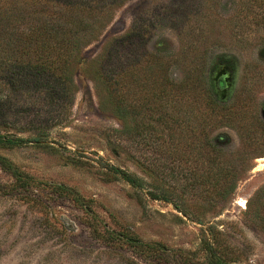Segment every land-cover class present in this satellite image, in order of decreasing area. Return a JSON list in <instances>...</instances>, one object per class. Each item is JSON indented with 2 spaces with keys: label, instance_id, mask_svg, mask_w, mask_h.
<instances>
[{
  "label": "rangeland",
  "instance_id": "374dc122",
  "mask_svg": "<svg viewBox=\"0 0 264 264\" xmlns=\"http://www.w3.org/2000/svg\"><path fill=\"white\" fill-rule=\"evenodd\" d=\"M198 1L121 0L83 48L85 62L75 65L76 91L66 109L34 99L17 108V125L0 128L31 140L0 146V157L16 173L0 160V264H213L209 245L229 264H264V231L247 212L248 199L264 186V140L242 149L238 122L212 131L214 144L237 154L244 165L222 209L180 187L179 179L192 167L183 173L173 160L176 151L186 150L185 128L175 132L179 145L171 147L169 129L158 130L154 117L146 118L140 108L134 120L126 119L128 136L120 135L119 145L110 141L115 128L126 127L107 104L98 72L106 43L130 31L134 37L120 43L118 61L136 59L143 67L146 46L167 61L177 60L183 44L195 37L204 75L219 101L244 122L253 116L264 121V28L238 18L241 0ZM231 71L232 84L222 96ZM169 73L179 81L184 66L174 63ZM218 73L226 76L224 87L218 88ZM138 91L134 99L141 103L145 92ZM180 105L183 119L185 99ZM42 132L44 144H37L34 138ZM148 162L157 168L149 170ZM110 165L143 178V189ZM191 165L200 170L202 163ZM148 191L172 200L154 199Z\"/></svg>",
  "mask_w": 264,
  "mask_h": 264
},
{
  "label": "trees",
  "instance_id": "16d2710c",
  "mask_svg": "<svg viewBox=\"0 0 264 264\" xmlns=\"http://www.w3.org/2000/svg\"><path fill=\"white\" fill-rule=\"evenodd\" d=\"M120 1L0 0V128L17 125L20 119L17 108L31 105L34 99L55 104L61 112L66 109L76 91L75 65L85 62L82 50L95 38L98 27L108 20ZM241 1L238 13L242 15L238 18L245 21L243 24L264 28V0ZM133 37L130 31L106 43L105 58L99 67L107 104H111L112 113L126 127V130L115 128V133L109 135L110 141L119 145L120 135L128 136L126 119L131 116L134 120L140 108L146 110V118L154 117L158 130L169 129L171 147L179 145L175 132L185 128L189 135L186 150L176 151L173 160L179 163L183 173L186 166L192 167L187 168L186 177L179 179L180 187L222 209L235 192L244 165L237 162V154L227 153L222 146L214 144L211 133L224 123L238 122L242 130V149H246L264 140V121L253 116L250 123L247 119L244 122L242 115L219 101L204 75L199 49L194 46L195 37L183 44L180 57L172 61H167L159 52L149 51L146 46L141 51L147 61L143 67L136 59L126 63L117 59L120 43ZM177 62L185 70L179 81L169 75L171 65ZM138 89L145 92L141 103L135 101ZM182 98L186 104L183 119L180 118ZM169 99L170 110L166 109ZM63 120L64 116L57 122ZM45 136L47 133L42 132L34 140L44 144ZM30 141L0 131V146L19 147ZM197 159L202 163L200 170L191 165ZM0 160L16 176L12 165L3 157ZM146 166L149 170L157 168L149 162ZM109 169L133 187L143 189V178L115 165H110ZM197 189L201 193H197ZM210 191L213 194H209ZM148 194L154 199L172 200L163 193L148 191ZM138 199L143 202V197ZM247 212L264 231V186L248 199ZM208 249L213 264H229L217 249L211 245Z\"/></svg>",
  "mask_w": 264,
  "mask_h": 264
},
{
  "label": "flooded vegetation",
  "instance_id": "af4514ba",
  "mask_svg": "<svg viewBox=\"0 0 264 264\" xmlns=\"http://www.w3.org/2000/svg\"><path fill=\"white\" fill-rule=\"evenodd\" d=\"M231 70V69H230ZM226 76L225 75H222L221 77H219L218 79H217V84H218V88H220V87H224L225 85V81H226ZM232 78H233V76H232V71H231V76L229 77V79H228V84H232Z\"/></svg>",
  "mask_w": 264,
  "mask_h": 264
},
{
  "label": "water",
  "instance_id": "95a60500",
  "mask_svg": "<svg viewBox=\"0 0 264 264\" xmlns=\"http://www.w3.org/2000/svg\"><path fill=\"white\" fill-rule=\"evenodd\" d=\"M221 75V73H218V75H217V79H218V77ZM227 81H228V79H227ZM228 82H227V86L225 87V88H222V89H220V92H221V94H222V96L223 95H225V93H226V91H227V88H228Z\"/></svg>",
  "mask_w": 264,
  "mask_h": 264
},
{
  "label": "bare ground",
  "instance_id": "6f19581e",
  "mask_svg": "<svg viewBox=\"0 0 264 264\" xmlns=\"http://www.w3.org/2000/svg\"><path fill=\"white\" fill-rule=\"evenodd\" d=\"M241 204H243L245 206V201L244 200H241Z\"/></svg>",
  "mask_w": 264,
  "mask_h": 264
}]
</instances>
